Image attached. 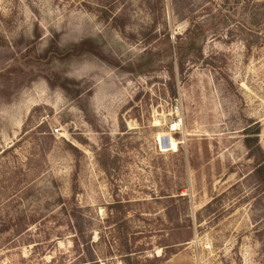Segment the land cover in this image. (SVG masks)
Masks as SVG:
<instances>
[{"label":"rangeland","instance_id":"obj_1","mask_svg":"<svg viewBox=\"0 0 264 264\" xmlns=\"http://www.w3.org/2000/svg\"><path fill=\"white\" fill-rule=\"evenodd\" d=\"M260 156L264 0H0V264H264Z\"/></svg>","mask_w":264,"mask_h":264},{"label":"trees","instance_id":"obj_2","mask_svg":"<svg viewBox=\"0 0 264 264\" xmlns=\"http://www.w3.org/2000/svg\"><path fill=\"white\" fill-rule=\"evenodd\" d=\"M260 131L261 130L258 129L255 132L256 133V137H258V135L260 134ZM247 141H252V140L250 138H248ZM256 151H259V148H257ZM254 176L259 181V183L264 185V158H262L261 156H260L259 162L257 163L256 168L254 170Z\"/></svg>","mask_w":264,"mask_h":264},{"label":"built area","instance_id":"obj_3","mask_svg":"<svg viewBox=\"0 0 264 264\" xmlns=\"http://www.w3.org/2000/svg\"><path fill=\"white\" fill-rule=\"evenodd\" d=\"M55 131H56V132H58V131H59V129H57V128H56V129H55Z\"/></svg>","mask_w":264,"mask_h":264}]
</instances>
